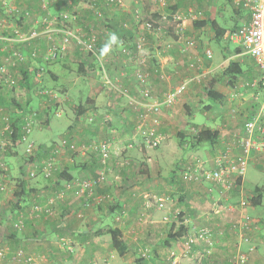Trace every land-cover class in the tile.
Instances as JSON below:
<instances>
[{"label":"crops","instance_id":"1","mask_svg":"<svg viewBox=\"0 0 264 264\" xmlns=\"http://www.w3.org/2000/svg\"><path fill=\"white\" fill-rule=\"evenodd\" d=\"M14 1L21 10L30 9L35 16L27 20L21 16L20 28L14 29H19L25 34L28 29L36 27L39 36L21 43V50L27 55V59L22 61L21 67L14 70L19 79V88L12 91L0 86V103L6 105L7 115L14 116L20 115V110L16 107L18 103L23 106L27 103L37 114L46 109L51 110L47 120H51L52 135L69 137L79 145H76L75 150H62L51 179H46L41 173L36 177H29L30 170L36 166L41 171L44 165L43 162L33 159L34 162L26 165V169L22 167L21 162L23 177L20 196L17 193L15 198L7 191H0V248H4L7 253L4 258H0V264H29L26 262L28 258H32L36 264H169L166 258H170L171 252L173 254L177 249L176 252L180 251L174 241L166 242L171 228L174 226L176 231L180 225L177 220L170 223V209L176 205L170 191L175 190L181 191L180 194L186 201L175 210L186 212L182 219L184 225H212L217 234L214 253L200 258L201 255H208L205 253V247L201 246L195 260L200 259L202 264H232L231 256L247 249L248 246L240 244V238L236 233H232L228 223L239 220L246 213L251 216V220L258 222L250 233L252 242L249 246L255 247L250 251L246 264H264V230L259 227V215L264 214V188L261 185L255 184L253 189L249 190L245 177L241 187L233 191H223L215 184L217 190L221 191L216 199L212 188L185 181L183 178L175 180L172 176L158 177L154 171L155 168L159 170L161 164L167 161L171 133L174 124L179 120L176 117L180 104H183L187 111L186 114L182 113L185 120L187 117H193L199 110L214 111L215 107L229 108L238 104L240 107L232 108H236L235 114L226 110L218 113L219 115H210L211 120L219 123L217 130L220 132V139L214 149L230 148L237 151L234 133L243 126L246 119L259 111L264 100L261 69L256 67L255 72L259 74L257 86L256 80L250 79L254 67L243 66V61L248 58L246 56L256 64L254 58L228 37L230 30L248 22V13L237 9L231 0H176L177 4L173 7H176L177 13L174 17L179 14L182 21H174L173 26L169 27L164 25L166 11L163 7L168 6L166 0H155L162 5L160 8H155L152 0H126L125 4L119 7L108 0H88L86 7H77L76 0ZM229 5L232 6L230 14L227 12ZM94 7H98L100 15L96 14L97 9ZM46 11L57 20L50 29L41 24L44 20L41 15ZM217 13L221 17L217 16ZM228 17L234 20L236 26L230 27V24L224 22ZM214 22L218 25L217 28L213 26ZM148 23L153 26L148 28ZM66 28L79 33L96 32L101 60L79 52L76 45V49L71 47L63 32ZM11 32L8 30L7 34L13 35ZM112 35L117 37V42L111 44L107 54L101 55V50L110 44ZM140 35L147 41L146 44L148 43L145 47L148 53L145 61L142 53L131 49ZM180 37H184V40H194V49L185 50ZM170 41L179 55H171L165 49V44ZM211 41H216V48H212ZM51 44L59 45L63 49H60L56 58H50L48 61L49 53H44ZM126 46L137 53L126 55L127 53L122 51ZM207 49L213 53L212 57L206 55ZM33 50L38 52L36 56H32ZM2 58L4 57L2 56L0 61ZM71 61L78 67H67V62ZM230 61L238 62L243 70V73L232 80L234 83H230L229 75L222 76ZM39 69L43 70L42 77L36 76ZM139 71L147 73L144 81L137 80ZM187 78L192 80L186 91L173 106L163 107L160 113L162 124L159 131L164 136L162 145L153 150L144 148L138 141L136 125L143 116L145 107L133 105L130 98L142 99V91L145 88H150L154 96L160 98L172 86ZM214 80L215 83H212ZM40 87L51 89L57 95L56 99L49 102V98L40 96ZM211 87L223 93L225 97L222 100L209 98L207 92ZM116 89H124L126 93ZM73 102L79 104L76 116L73 112L70 115L69 109H66V106L70 108ZM57 104L61 108L57 107ZM209 106L210 108H207ZM57 111H62L61 116L56 115ZM64 111L68 115L65 116ZM4 116L3 112L0 113V125L5 124ZM204 125L211 128L206 123ZM53 128L58 131L57 135L52 132ZM7 134L0 133V140H5L1 136H8ZM103 140H110L114 149L106 165L109 172L108 181L99 190L112 196L110 200L106 199L99 205L86 207L82 197L75 191L65 189V183L73 176L93 177L100 167L106 168L97 153L89 148L86 153L83 151L93 142ZM81 142L85 143L82 147ZM47 146L41 147L36 154L49 152ZM18 154V149H14L4 155L5 159L10 161L12 176H15L13 171L15 172L18 165ZM251 165L264 171V155H254L249 166ZM142 169L146 172H142ZM63 171L65 173L61 174ZM8 178L9 174L6 185ZM175 185L176 188H173ZM257 187L263 188L262 196L258 198L259 202L254 204L246 200V197L251 192L257 197L260 194ZM63 188L62 194L58 193ZM191 191L200 192V196L193 195ZM64 194L66 198L63 197ZM208 196L213 197L214 204L219 205L211 218L205 217V212L190 218L189 209L192 214L201 212ZM50 198L55 201L60 198L63 200L54 207L53 214L34 211L36 204ZM160 199L165 203L163 208L158 207ZM233 205L238 207L237 211ZM19 216L24 225L23 228L16 229L13 222L20 219ZM226 224L229 227H225ZM114 227L123 232L127 248L122 255L112 246L109 231ZM145 246L152 250L151 257L149 260L138 261L141 255L139 250ZM15 254L17 257L13 258ZM183 261L187 263L188 259L184 258Z\"/></svg>","mask_w":264,"mask_h":264},{"label":"built area","instance_id":"2","mask_svg":"<svg viewBox=\"0 0 264 264\" xmlns=\"http://www.w3.org/2000/svg\"><path fill=\"white\" fill-rule=\"evenodd\" d=\"M10 0H0V5L4 7L5 13L7 15H14L19 17L21 14V9L19 5L15 3H9ZM111 4L123 6L126 0H108ZM234 6L237 9L245 10L249 15L248 22L239 26L238 28L232 29L228 32V37L236 44L241 46L244 51L250 54L258 67L261 69L262 77L261 82L264 87V0H231ZM97 9L98 7H94ZM26 15H29V12H26ZM4 18L6 16L3 12H0V57L3 55L7 61L11 60L12 64L16 62H21L24 59H27V55L24 54L22 50H16L12 54L8 52L3 54L7 50V42L12 40L15 41V44L21 45L23 42L30 41L31 39L39 36L37 30L32 29L28 34H22L19 29H17V36L9 35L5 33L3 27ZM177 21L181 20L182 17L179 14L175 15ZM43 25L46 29H50L54 22H57L55 17L51 19L45 18ZM148 27H152V23L147 24ZM181 26V24H180ZM6 28V26H5ZM8 28V26H7ZM63 32L66 35V41L71 39L75 45L78 47V50L82 53L87 54L88 56H93L99 61L101 60L100 53L97 47L98 35L95 32L89 34L79 33L73 31L72 29L66 28L63 29ZM10 36V37H9ZM12 37V38H11ZM180 40L185 46V50H188L190 47L195 46L193 40L185 39L180 37ZM64 46V45H63ZM137 51L142 53L143 60L145 61L148 53L145 51V42L143 37L137 39ZM55 50V51H54ZM54 53L51 54L52 58H56L60 52V48L54 47ZM52 51V52H53ZM126 53H129V50H123ZM206 55L212 57L213 53L210 49H207ZM37 51L32 52V56L37 55ZM7 55V56H6ZM143 61V62H144ZM5 60L0 61V86L15 91L19 88V79L14 72L16 67H7ZM101 63V62H100ZM16 71V70H15ZM37 77L43 76V70L39 69L36 72ZM167 77V76H165ZM147 78V73L144 71H139L137 73V80L144 81ZM192 79L187 78L184 81L172 86L164 95L160 98L155 97L150 88H145L142 91V99L130 98L131 103L136 106L145 107V112L141 119L138 121L136 128L138 137H140V145L144 148H157L161 145L164 136L160 133L159 127L161 125L160 113L163 107H171L175 104L179 97L186 91L188 84ZM260 82V83H261ZM258 86V83H257ZM260 88V86H259ZM118 92L125 94L124 89H116ZM38 94L43 97L55 100L57 95L47 87H40L38 89ZM46 101V103L48 102ZM54 104V103H53ZM51 104V105H53ZM50 105V104H48ZM47 105V106H48ZM49 107V106H48ZM4 113V125H0V133L7 132L11 137L14 134V127L12 119L9 115L5 113V107L0 103V113ZM36 110H33L31 113L22 114L21 121V133L19 137V142H27V149L32 151L34 148L33 142L29 141L30 136H32L35 129V120H36ZM56 115L61 116L60 112H56ZM264 100L260 104L259 111L253 116L249 117L243 123V126L240 127L235 133V143L237 151L230 148L219 149L211 157V159L204 160L200 157H196L194 162L185 168L182 171V178L185 181H193L196 183H202L204 181H215V184L221 187L223 191H231L234 188H240L241 182L246 176L247 170L250 165L251 158L254 155L262 154L264 155ZM193 133H197L198 129L193 128ZM10 138L8 140H0V191H5V181L9 172L8 163L4 157V152L7 144L11 143ZM59 148H52L50 150V156L47 161L44 162V165L41 169L42 174L49 178L52 176L53 168L56 166V159L54 154L60 151V148L69 145L72 149L76 148L75 143H70L67 138H64L60 141ZM112 143L110 141H95L90 147L93 150L97 151L101 157V162L106 163L112 151ZM54 154H51V153ZM39 173V170L35 166L32 170L29 171L31 177H36ZM101 177V176H100ZM96 180L89 177H73L71 180H67L65 185L66 188L75 191L77 195L83 198L84 204L86 207H91L92 205L101 204L106 201L107 195L105 198L95 196V188L99 181L105 177H101ZM241 180V182H239ZM65 188V189H66ZM54 198H50L45 202H40L36 204L34 211L36 213H48L53 214L54 212ZM160 203L158 206L163 205V200H159ZM211 212H206L205 216L211 218ZM179 224H184V221H179ZM229 224V223H228ZM24 221L22 219H17L13 226L17 229L23 227ZM231 230L238 235L240 238V244L243 242L252 241L251 234L249 231L253 229L254 223L251 220V216L244 213V215L237 221L229 224ZM188 227V225H187ZM184 243V250H180L177 253L172 254V264H188L184 263L183 257L187 258L190 262L189 264H197L195 260V254L200 252V247H205V253L208 255H201L200 258L209 256L213 253L212 249L215 248L217 241V234L212 225H205L201 227H196L194 225L188 227V231L182 237ZM244 244V243H243ZM248 251L240 250L237 253L233 254L230 258L232 264H246L249 260V251L254 249V246H249ZM196 252V253H195ZM195 253V254H194ZM194 254V255H193ZM147 255V256H146ZM6 256V250L0 248V258ZM141 257H148L147 251H141ZM16 258V257H15ZM29 264H36L32 258L26 260Z\"/></svg>","mask_w":264,"mask_h":264},{"label":"rangeland","instance_id":"3","mask_svg":"<svg viewBox=\"0 0 264 264\" xmlns=\"http://www.w3.org/2000/svg\"><path fill=\"white\" fill-rule=\"evenodd\" d=\"M70 2H73L72 0H69ZM87 1L88 0H76V6L77 7H86V5H87ZM152 2L154 3V7L155 8H160V7H162V5L161 4H159V2L157 3L155 0H152ZM9 3H11V4H13V3H15V1L14 0H10L9 1ZM133 3H135L136 4V2H133ZM51 4V3H50ZM49 4V5H50ZM124 4H125V2H124ZM166 4L168 5V6H164L163 7V9L166 11L164 14L166 15V19H165V21H166V23L164 24L165 26H168L169 25V27L170 26H173V22L174 21H177L176 19H175V17H174V14L175 13H177V12H175V10H173V6H175L176 4H177V2H176V0H166ZM114 5V4H113ZM119 7V6H118ZM117 9V8H116ZM232 6H228V10H227V12L230 14L231 12H232ZM2 12V11H1ZM3 13L5 14V16H6V20H5V18H4V21H3V24H5L4 25V27H3V30H5L4 32L5 33H7L8 32V30H10V31H12L11 33L13 34V36H17V30L16 29H14V28H20L19 26V19L20 18H17V16H14V15H7L6 13H5V9L3 10ZM114 12H112V14H113ZM96 14L97 15H100L98 12H96ZM115 14V13H114ZM41 16H44V18L43 19H45V18H49V19H51L52 17H53V15L52 14H50L48 11H46L43 15H41ZM96 16V15H95ZM217 16H219V17H221V15H219L218 13H217ZM33 17H35L34 15H33ZM32 17V18H33ZM170 19V20H169ZM175 19V20H174ZM224 22H227V25H229L230 24V27H234V26H236L235 24H234V20H232L231 18H227V21H225L224 20ZM54 24V23H53ZM234 24V25H233ZM239 25V24H238ZM5 26H6V28H5ZM7 26H8V28H7ZM8 29V30H7ZM31 31V28L30 29H28V31L27 32H25V34H28L29 32ZM20 32H21V30H20ZM87 32V31H86ZM96 33V32H95ZM84 34H87V33H84ZM89 34V33H88ZM16 36L14 37V38H16ZM10 37V36H9ZM12 38V37H11ZM9 41L10 42H7V47L9 48V50H7L6 52H10L11 54L14 52V51H18L19 49L21 50V45H17V44H15V41L13 42L12 40H10L9 39ZM194 41V40H193ZM66 42H70L69 43V45H71V47H73L74 49H76V46H75V44L73 43V41H69V39L66 41ZM146 42L147 41H145V47L146 46H148V43L146 44ZM195 42V41H194ZM224 43V42H223ZM210 44V43H209ZM169 45H172V46H169ZM231 45V44H230ZM58 47V48H60V49H63L62 47H60L59 45H50L48 48H47V50H45V53L44 54H48L49 53V55L47 56L48 58H47V60L49 61L50 60V58H52L51 57V54L52 53H54V47ZM211 46H212V48L214 49V48H216L217 47V43H216V41H211ZM233 46V45H232ZM195 47V46H194ZM194 47H190V48H188V50H191V49H194ZM165 49L166 50H168L170 53H171V55H175V54H178L179 55V53L178 52H176V49L173 47V44L171 43V41L170 42H168L167 43V45L165 44ZM54 50V51H53ZM53 51V52H52ZM79 51V50H78ZM80 52V51H79ZM185 52H187V51H185ZM177 55V56H178ZM245 55H248V54H245ZM3 55H1V57H2ZM7 56V55H6ZM0 57V58H1ZM174 57V56H173ZM246 57H248L245 61H243V66L244 67H254V68H252L253 69V76L252 77H250V79L252 80V81H254V80H256V82L257 83H259V74H258V72H255L256 71V67H258L253 61H252V59L249 57V56H246ZM2 60H5V64H7V67H16V69H17V67H21V62H16L15 64H12V62H11V60H9V61H7V59L4 57V58H2ZM68 64H67V67H78V65L76 64V63H74V62H67ZM99 66L101 67V65L99 64ZM98 66V67H99ZM96 67H97V65H96ZM261 85V84H260ZM248 87V86H247ZM251 88H252V86H251ZM208 101H210L209 99H208ZM211 102V101H210ZM56 106V105H55ZM234 106H238V107H240L238 104H234V105H231L229 108H224V107H222V106H219V107H217V109H216V107H215V109H214V111L213 110H199V111H197L195 114H194V116L192 117H187L188 119H186V120H188V122L185 120V118H184V115L182 114V113H184V114H186L187 113V111H185V109H184V105L183 104H180L179 105V108H180V110H179V114H178V116L176 117V119L178 118L179 120H178V122H177V124H174L175 125V127L173 128V130H172V135H171V137H170V140L171 141H169L170 142V152H168L167 153V156H166V159H167V161L166 162H163V164H161L162 166H161V168L159 169V170H156V168L154 169V171H155V174L156 175H158V177H164V178H166V177H168V176H172V177H174V179L175 180H181L182 179V171L185 169V168H187L189 165H191L193 162H194V159L196 158V157H200L201 159H204V160H208V159H211V157L217 152V150H219V149H214L210 144H208V143H206V144H203V145H200L199 147H197V148H192V146L190 145V143L188 144H184L185 145V147H183V146H181L180 144H179V137H178V132H180L182 129H185L186 130V132H188V133H190L191 134V132H192V129L193 128H195L196 126H197V128H199V127H201V125L203 124L204 125V123H206V124H208L209 126H211V129H214V130H216L217 129V127H219V123H216L214 120H211L210 119V115L211 114H214V115H216V114H218V113H223V111H232L233 112V114H235V109L234 110H232V108L234 107ZM4 107H6V105H4ZM7 107H9L10 108V106L8 105ZM57 107H59V104H57ZM191 107V106H190ZM194 107V106H193ZM205 107V106H204ZM238 107H237V110H238ZM59 108H61V106L59 107ZM66 109H69V114L70 115H72V112H73V114L76 116V110H78L79 109V104H78V102H73V105H71L70 106V108H69V106L67 105L66 106ZM195 109V108H194ZM193 109V110H194ZM5 111H6V108H5ZM51 110H49V109H46L44 112H41V113H39L38 112V114H36V120L34 121L35 122V129H34V131H33V134H32V140H31V142H33L34 143V148H33V150L32 151H29L28 149H27V144H25V143H22V142H20V143H17V144H11V146L10 147H13L11 150L12 151H14V149H18V152H19V154H18V156H19V161H18V165L16 166V170H15V172L13 171V175H15V176H12V169H10V167H11V165H10V161H9V159L8 158H6V161H7V163H8V166H9V172H8V174L10 175V178H8L9 179V182H8V184H7V186L5 187V191H7V192H9L13 197H15L16 198V196H17V193H19V192H21L20 191V188H21V177H23L22 175H21V162H22V167H26V165H28V164H31L32 162H34V160L33 159H37V160H39V161H41V162H43V164H44V162L45 161H47L48 160V158H49V152L47 153H43V154H36V152H37V150L39 149V148H41V146H45V145H48L47 147H48V149H50L51 148V150H52V146H53V143H56V138H57V141L58 142H60L62 139H64V138H69V137H65V136H55V135H52V133H51V130H50V122H51V120L49 119V121L47 120V117H49V114H51V112H50ZM58 112H60V114H62V111H58ZM64 113H65V116L66 115H68V113H66L65 111H64ZM237 113V112H236ZM238 113H239V111H238ZM10 115V118L12 119V121L14 120V118H13V114H9ZM78 115V114H77ZM219 115V114H218ZM46 116V117H45ZM219 116H216V118H218ZM50 118V117H49ZM53 120L55 119V116H53V118H52ZM216 120H220L221 121V119H216ZM222 122H220V124H221ZM161 124H162V120H161ZM187 126V127H186ZM205 126V125H204ZM207 127V126H206ZM184 130V131H185ZM52 132H54V134H56L57 135V133H58V131L56 130V129H54L53 128V130H52ZM231 133V132H230ZM8 135V134H7ZM55 136V137H54ZM3 139H7L8 138V140L10 139V137H9V135L8 136H1ZM60 137V138H59ZM137 140V139H136ZM134 141V140H133ZM138 141H141V139H140V137H139V140ZM164 141V140H163ZM172 142V143H171ZM75 143V142H74ZM94 143V142H93ZM133 143V142H132ZM134 143H137V141L135 142L134 141ZM76 145H79V143H75ZM81 144V147L83 146V144H85V143H80ZM87 145V144H86ZM162 145V144H161ZM7 146H8V144H7ZM6 146V147H7ZM160 147V146H159ZM159 147H157V148H159ZM163 147H164V143H163ZM88 148H92V147H87V148H84L83 149V151H85V153L87 152V150H88ZM156 148V149H157ZM75 149H77V147L75 148ZM62 150H64V148H60V151L59 152H57V154H54L53 152L51 153V154H54V157H55V159H56V162L58 161V157H59V155L62 153ZM153 150V149H152ZM53 151V150H52ZM260 155H262V154H260ZM183 160V161H182ZM108 167H106V168H102V167H100L99 168V170H98V173L95 175V176H93V177H89V178H93L94 180H96V179H98L100 176L101 177H105L103 180L101 179L100 181H99V183L97 184V186H96V188H95V196H97V197H103L104 196V198L107 196V195H109L106 199H111V194L110 193H108L107 195H106V193H101L100 192V190L99 189H101V186L102 187H104L105 186V184L107 183V181H108V177H109V172H108V169H107ZM26 169V168H25ZM158 171V172H157ZM138 171L136 170V173H137ZM142 172H146V170H144V169H142ZM139 173H140V171H139ZM141 174V173H140ZM143 174V173H142ZM27 175H28V171H27ZM144 175V174H143ZM100 177V178H101ZM245 181H246V186L248 187V189L250 190H252L253 189V185H255V184H259V185H261L263 188H264V171L262 170V169H258V168H255L254 166H249V168H248V170H247V173H246V176H245ZM179 183V182H178ZM11 184V185H10ZM199 184H201V185H205L204 187H209V188H212V190H213V192H214V195L215 196H217L218 194L220 195V193H221V191L220 190H217L218 188H216L215 187V181H213V180H211V181H204V182H202V183H199ZM172 185V184H171ZM12 186V187H11ZM8 187H10L9 189H8ZM172 187V186H171ZM65 188H66V186H65ZM173 188H176V185L173 187ZM262 188V189H263ZM62 190H64V188L63 189H61L60 190V192H58V193H60V194H62L61 192H62ZM66 190L67 191H71V190H69V189H67L66 188ZM248 190V192H250ZM233 191V190H232ZM192 192V191H191ZM181 193V191H179V190H175V191H170V194L172 195V197H174L175 199L174 200H176V205L174 206V208H171L170 209V211H171V216H170V223H173L174 221H181L182 219H183V215L186 213V212H176L175 210L177 209V206L178 205H182V204H184V202H186L185 201V199H184V197L182 196V194H180ZM193 193V195H195V196H197V197H199L200 196V192L199 193H194V191L192 192ZM254 192H251V193H248L247 194V197H246V200H248V201H251V199L254 197V194H253ZM167 195H169V194H167ZM256 195V194H255ZM201 196H203V195H201ZM63 197L64 198H66L65 197V194L63 195ZM170 199H171V197H169ZM208 198V201H207V203L206 204H204L202 207H201V212H198V211H196L194 214H192V213H190V209H189V213H188V211H187V213H188V215H191L190 216V218H193V217H195L196 215H199V213H202V212H214L215 213V208H217V207H219V205H217V204H214V198L213 197H211V196H208L207 197ZM182 199H184V200H182ZM216 199H218V196L216 197ZM163 200V199H162ZM172 200V199H171ZM53 201L55 202V204H54V207H56V205L59 203V202H61V201H63L62 200V198H60L59 199V201H55V199H53ZM103 203V202H102ZM163 203V205L162 206H158L159 208H163L164 206H165V203H164V201L162 202ZM96 205H98V204H96ZM190 205V204H189ZM232 207H234V209L236 210V209H238V207L236 206V205H233ZM262 208H264V207H262ZM262 208H260V209H262ZM235 210H233V212L235 211ZM31 211H32V209H31ZM237 211V210H236ZM198 212V213H197ZM45 213V212H44ZM197 213V214H196ZM217 213V212H216ZM218 215V214H217ZM244 215V214H243ZM35 216V215H34ZM206 217V216H205ZM19 218L21 219V216H19ZM259 218H260V223H261V225H260V223H259V227H260V229H262V230H264V214L262 215V216H260L259 215ZM181 219V220H180ZM197 220H198V217L196 218ZM16 220H14V222H15ZM253 221V223H254V225H257L258 224V222L257 221H255V219H253L252 220ZM13 222V223H14ZM229 222V221H228ZM229 224H231L230 222H229ZM225 227H229L228 226V224H226V226ZM21 228H23V227H19V228H17V229H21ZM253 228H254V226H253ZM255 229V228H254ZM253 230V229H252ZM252 230H250L249 231V234L251 233V231ZM232 231V230H231ZM231 233V232H230ZM232 233H233V231H232ZM252 242V241H251ZM245 245H247L248 247H249V242H243ZM254 246V245H253ZM255 247V246H254ZM177 249V248H176ZM248 249L249 248H247V249H245L246 251H248ZM147 251L148 252V257H141V255L138 257V261H141V260H149L150 259V257H151V254H152V250L148 247V246H145V247H141V249L139 250L140 251V253H141V251ZM178 250V249H177ZM177 250H175L174 252L175 253H177L176 251ZM212 251H213V253H214V249H212ZM196 253V252H195ZM194 253V254H195ZM212 253V254H213ZM249 253H250V251H249ZM7 254V253H6ZM193 254V255H194ZM196 255V254H195ZM147 256V255H146ZM15 257H17V255L15 254V256L13 257V258H15ZM208 257V256H207ZM184 258L185 257H183V260H184ZM172 259H173V257H172V252H171V255H170V258H166V261L169 263V264H172ZM187 259V258H186ZM196 261H197V264H202V262L200 261V259H196ZM249 261V260H248ZM188 264H189V260H188V262H187ZM135 264H139V263H135Z\"/></svg>","mask_w":264,"mask_h":264},{"label":"trees","instance_id":"4","mask_svg":"<svg viewBox=\"0 0 264 264\" xmlns=\"http://www.w3.org/2000/svg\"><path fill=\"white\" fill-rule=\"evenodd\" d=\"M175 8L176 7H173V10H175ZM20 9H21V7H20ZM3 10H4V7H2V5H0V12L2 11L3 12ZM26 12H29V15H26ZM21 16H22V18H26V20L27 19H30V17L32 18L33 17V13H32V11L30 10V9H24V10H21V14L19 15V17H17V18H20L19 19V21H21ZM43 20V19H42ZM197 24L196 25H198V22H196ZM41 24H43V22L41 21ZM153 26V25H152ZM213 26L215 27V28H217L218 27V25L214 22L213 23ZM148 28H151V27H148ZM32 29H35V30H37V28L36 27H32L31 28V30ZM38 37V36H37ZM140 37H142L141 35H140ZM34 39V38H33ZM32 40V39H31ZM30 40V41H31ZM28 42V41H27ZM144 42H145V39H144ZM24 43V42H23ZM137 40L135 41V43H134V46H132V48L131 49H134V51H137ZM97 47L99 48V38H98V40H97ZM129 50V53H127L126 55H133L134 53H137V52H133L131 49H130V47L129 46H126V47H123V49H122V51L123 50ZM34 51V50H33ZM32 51V52H33ZM124 52V51H123ZM124 53H126V52H124ZM24 61H26V59H24L23 60V62ZM21 63H22V61H21ZM226 68H225V70L223 71V73H222V76H224V75H229L230 76V83H234V81H232L233 79H236L241 73H243V70H242V66L238 63V62H236V61H230L229 62V64L227 65V66H225ZM212 83H215V80L212 82ZM207 94H208V96H209V98H211V99H213V100H222L224 97H225V95L223 94V93H220L219 91H217L216 89H213L212 87L211 88H209V90H208V92H207ZM16 107H17V109L18 110H20L19 112H20V115L18 116H13V118H14V120H13V127H14V134L12 135V137L9 135V137L10 138H12L11 139V143H9L8 144V146L5 148V152H4V155L5 154H7V153H9V151L13 148V147H10L11 146V144H17V143H20L19 141H18V139H19V137L22 135V133H21V121H22V115H21V110H22V114H24V113H31L34 109H32V108H29L30 106L27 104V103H25V105L23 106V105H21V103H18L17 105H16ZM207 108H210V106L209 107H207ZM81 109V108H80ZM80 113V112H79ZM196 129H198V132L197 133H193V132H191V134L190 133H188V132H185V131H180L179 133H178V137L180 138L179 139V144L181 145V146H183V147H185V145L184 144H189L190 143V145L192 146V148H197V147H199L200 145H203V144H206V143H208V144H210L213 148L217 145V143L219 142V139H220V132L216 129V130H214V129H211L210 127H206V126H203V127H199V128H197V126L195 127ZM68 140H69V142L71 143H74V141H72V140H70L69 138H67ZM31 140H32V137L30 136V138H29V141L31 142ZM108 141V140H107ZM110 141V140H109ZM22 142V141H21ZM22 143H25V144H27V142H22ZM33 145H34V143H33ZM61 144H60V142H58V141H56V143H53V146H52V148L54 147V148H59L58 146H60ZM92 145V144H91ZM90 145V146H91ZM89 146V147H90ZM142 146V145H141ZM41 147H43L44 148V146H41ZM77 147V146H76ZM63 148H68V149H70V150H75V149H72L69 145H66L65 147H63ZM40 149V148H39ZM38 149V150H39ZM91 151H93V152H95V153H97L98 154V152L97 151H95V150H93L92 148H89ZM113 146H112V151H111V155L109 156V158H108V160H107V162L106 163H103V165L106 167V165H107V163H109V161H110V159H111V157H112V154H113ZM154 149H156V148H154ZM226 149V148H225ZM0 150H1V147H0ZM37 150V151H38ZM49 150H51V148L49 149ZM48 153V152H47ZM1 155V154H0ZM99 155V154H98ZM49 156H50V152H49ZM99 159H100V161H101V157L99 156ZM57 164V163H56ZM108 167V166H107ZM42 169V168H41ZM56 169V166L53 168V171H52V176L51 177H49V178H46L43 174H42V172L41 171H39V173L38 174H42L46 179H51L52 177H53V175H54V170ZM65 172L63 171V172H61V174H64ZM37 174V175H38ZM29 177H31L30 175H29ZM74 177V176H73ZM73 177H71L69 180H71ZM68 179V178H67ZM239 182H241V180L239 181ZM239 188V187H238ZM257 188H259V191H260V194L257 196V197H253L252 199H251V202L252 203H254V204H257L258 202H259V197L260 196H262V188L261 187H257ZM234 189H237V187L236 188H234ZM232 191V190H231ZM21 192H19L18 193V195L20 196L21 194H20ZM213 212H211V214H212ZM214 215V214H213ZM181 220V219H180ZM188 231V227L186 226V225H184V224H180L179 225V227H178V229L176 230V231H174V226L171 228V230H170V233H169V236H168V239H167V243H169V241L170 240H172V241H174L175 242V244H176V246L180 249V250H184V243H183V240H182V237H183V235L186 233ZM110 234H111V239H112V246H113V248L114 249H116V250H118V252L122 255L124 252H125V250H126V245H125V241H124V236H123V232L121 231V229L120 228H118V227H114V228H112L110 231Z\"/></svg>","mask_w":264,"mask_h":264},{"label":"clouds","instance_id":"5","mask_svg":"<svg viewBox=\"0 0 264 264\" xmlns=\"http://www.w3.org/2000/svg\"><path fill=\"white\" fill-rule=\"evenodd\" d=\"M117 42V37L115 35H112L110 37V44L106 45L102 50H101V55H105L108 53V51L110 50V46L112 43H116Z\"/></svg>","mask_w":264,"mask_h":264}]
</instances>
